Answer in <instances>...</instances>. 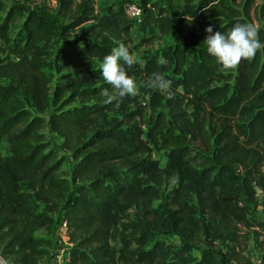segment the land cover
<instances>
[{
  "label": "trees",
  "instance_id": "16d2710c",
  "mask_svg": "<svg viewBox=\"0 0 264 264\" xmlns=\"http://www.w3.org/2000/svg\"><path fill=\"white\" fill-rule=\"evenodd\" d=\"M126 1L97 13L95 0H57L59 16L69 20L62 34L57 21L0 1V139L11 147L9 156L0 154L4 264H42L55 249L62 220L68 264H225L216 243L225 239L234 243L231 258L241 264L251 230L264 236V217L253 223L243 204L257 190L264 195V46L226 70L204 44L209 25L226 32L236 22L254 25V19L264 44V0H140L138 43ZM21 21L23 36L16 39L12 32ZM86 23L80 36L63 38L55 56L62 77L53 88L43 69L51 58L47 44ZM167 36L175 44L149 55L143 68L148 81L154 73L171 81L166 92H150L152 127L143 130L138 110L126 120L100 123L121 98L100 74L103 57L119 43L133 54ZM105 88L111 102L100 95ZM22 94L38 109H51L49 118L32 116ZM188 105L196 112L189 114ZM206 110L211 138L201 114ZM167 116L176 128L167 126ZM46 130L62 138L76 162L71 181L59 175L62 160ZM151 147L168 152L164 168L145 157ZM165 183L174 185L165 204L155 207ZM130 211L134 218L125 222ZM170 233L179 245L161 238ZM259 245L264 252V239ZM198 247L196 261L191 250Z\"/></svg>",
  "mask_w": 264,
  "mask_h": 264
},
{
  "label": "rangeland",
  "instance_id": "374dc122",
  "mask_svg": "<svg viewBox=\"0 0 264 264\" xmlns=\"http://www.w3.org/2000/svg\"><path fill=\"white\" fill-rule=\"evenodd\" d=\"M4 2L7 6H11L13 4H18L20 6H23L27 12H33L36 14H41L45 15L50 19H53L60 24V29L59 32L62 34V26L66 25L69 20L60 17L58 14V2L57 0H0ZM119 0H95V11L97 13L106 10L107 6L111 3H115ZM231 2L235 3L236 5H239L240 2H243L244 0H230ZM262 0H257V4H261ZM202 19H199L197 21L198 24L201 23ZM22 24L23 22H19L15 24L14 30L12 32V35L14 38H20L23 36V31H22ZM91 23H86L82 26L76 27L74 29H70L67 31H64V34L62 37L56 36L54 37L48 44H47V49L49 54H51V58H49L46 61V64L43 66L44 71L46 74L52 79V87L54 88L55 85L61 80L62 77V72L59 69V65L56 61V52L58 48L60 47L63 38L69 37V38H75L78 37L82 34V32L90 26ZM254 25L257 27L258 26V21L254 19ZM200 26H196V30H200ZM137 30V29H136ZM134 34H135V29H134ZM135 42H139V36L135 35ZM175 44V38L173 36H167L161 40H156L155 42L151 44H146L140 48H137L132 56L134 58V64L128 68L126 71L132 78L136 81V86H137V94L135 96H124L119 98L118 102L119 105L116 109L107 112L103 117H101L100 123L104 122H111V120H126V114H129L132 111L138 110L139 112V117H138V122L143 127L144 131H148L153 124L152 121V116H151V109L149 108V100H150V92L153 90L160 91L150 85V81L144 78L143 76V68L145 67L147 58L149 55L157 53L164 48L174 45ZM3 84H8L9 80L4 79L1 81ZM161 92H166V91H161ZM22 98L24 99L27 109L30 111L32 116H41L46 119L49 118L51 114V109L48 110H40L38 109L31 100L22 94ZM184 109L189 113L193 114L196 112L195 108L192 106H185ZM167 109L165 110V112ZM201 114L205 116L206 123L209 125L207 127L206 131L208 132V138H211L212 134V127H210V111H201ZM207 125V126H208ZM216 123L214 122L215 126ZM167 126L170 129L176 128L177 124L174 121V119H171L170 116H167ZM179 133V131H176ZM47 134V139L49 140L51 147L55 148L58 152V157L62 160L61 167L59 169V175L62 178H65L69 181L72 180L73 172H74V166H75V161L71 154L66 151L63 148V140L60 136L52 133L50 130H46ZM213 138V137H212ZM213 142V140L211 139ZM191 144L193 145L194 148L197 150L200 149V151H203L202 143L199 140H193L191 138ZM0 154L3 158L9 156L11 154V147L7 141L6 138L0 139ZM168 152L166 150H158L155 148L151 147V151L146 154L145 157L152 161H157L159 163V166L161 168H164L167 163H168V157H167ZM173 184L165 183L162 188V198L155 201V207L162 206L164 205V201L167 198L168 192L172 189ZM28 193H32L29 189L25 188ZM39 206L40 210L46 209V206L42 204L41 202L37 203ZM40 204V205H39ZM243 204H246L247 207L249 208L250 212V220L253 223H256L257 221L261 220L264 217V195L260 190H257V194L255 199L249 201L246 198H243ZM134 211H130L129 214L125 216L123 219L125 222L132 220L134 218ZM58 218V217H56ZM202 220L205 221V223H209L207 217H202ZM246 229H243V232H245ZM248 230V229H247ZM39 236H44V232H39ZM61 232L58 228H56V233L54 239H55V249L51 251V254L53 256H57L60 253V248L64 247L65 244L62 241L61 238ZM163 240L166 242H171L175 243L177 245L180 244V238L175 235L174 233H170L167 235H164L161 237ZM264 236H258L253 230H251V235L247 241L246 244V253H244V259H242L241 264H262L263 261V254L264 252L262 251V248L259 245L260 240H263ZM220 248V250L223 253L224 256V262L225 264H239L233 261L231 258V247L234 245L232 240L230 239H225V240H220L216 242ZM240 249V248H239ZM58 252V254H56ZM201 253H202V247L194 248L191 250V258L198 261L201 259ZM50 254V255H51ZM53 256H48L46 260L42 262V264H60L59 259L56 257L53 258ZM56 260V261H54ZM62 260V258L60 259ZM1 263L4 264V262L0 259Z\"/></svg>",
  "mask_w": 264,
  "mask_h": 264
},
{
  "label": "clouds",
  "instance_id": "9594fccd",
  "mask_svg": "<svg viewBox=\"0 0 264 264\" xmlns=\"http://www.w3.org/2000/svg\"><path fill=\"white\" fill-rule=\"evenodd\" d=\"M205 31L209 33L204 39L207 54L214 57L226 70L235 68L242 59L251 58L264 46L258 38V28L250 23L236 22L226 32L218 30L214 32L209 25ZM134 62L130 47L125 43L113 47L102 59L100 74L119 97H131L137 94L136 81L128 74L125 67L130 68ZM160 63L163 65L164 61ZM153 77L149 82L152 87L160 91H167L170 88V80L155 73ZM100 95L106 98V102L113 100V95L107 88L102 89Z\"/></svg>",
  "mask_w": 264,
  "mask_h": 264
},
{
  "label": "built area",
  "instance_id": "2783aa9c",
  "mask_svg": "<svg viewBox=\"0 0 264 264\" xmlns=\"http://www.w3.org/2000/svg\"><path fill=\"white\" fill-rule=\"evenodd\" d=\"M124 8H125L127 17L133 23V29L138 30V27H139V24H140L142 15H143V8L141 6L140 0H127L126 3L124 4ZM58 228L62 234L61 238L65 246L59 249L60 252L57 251L56 254H58L59 252L60 253L59 255L53 256L51 254V256H53L52 259H54V257L55 258L57 257L59 259L60 264H68L69 255H68L67 248L70 246V244H69V237H68L66 221L62 220L60 224H58ZM61 258L62 260H60Z\"/></svg>",
  "mask_w": 264,
  "mask_h": 264
},
{
  "label": "crops",
  "instance_id": "0c3cea01",
  "mask_svg": "<svg viewBox=\"0 0 264 264\" xmlns=\"http://www.w3.org/2000/svg\"><path fill=\"white\" fill-rule=\"evenodd\" d=\"M120 1H121V0H119V1H117V2H120ZM117 2H115V3H117ZM104 11H105V10H103V11H101V12H104ZM135 35H136V36H139V34H138V30H136V29H135ZM59 263H60V262H59Z\"/></svg>",
  "mask_w": 264,
  "mask_h": 264
}]
</instances>
